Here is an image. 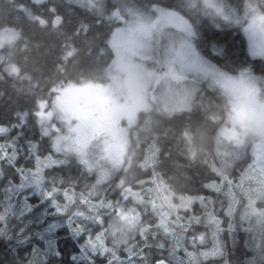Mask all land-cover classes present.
Listing matches in <instances>:
<instances>
[{
    "label": "snow or ice",
    "instance_id": "obj_1",
    "mask_svg": "<svg viewBox=\"0 0 264 264\" xmlns=\"http://www.w3.org/2000/svg\"><path fill=\"white\" fill-rule=\"evenodd\" d=\"M0 264H264V0H0Z\"/></svg>",
    "mask_w": 264,
    "mask_h": 264
}]
</instances>
